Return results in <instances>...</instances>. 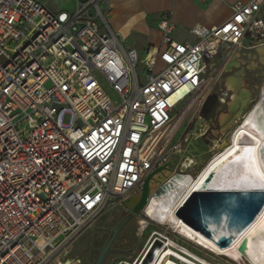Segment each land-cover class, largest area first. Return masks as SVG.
Returning a JSON list of instances; mask_svg holds the SVG:
<instances>
[{
    "label": "built area",
    "instance_id": "2783aa9c",
    "mask_svg": "<svg viewBox=\"0 0 264 264\" xmlns=\"http://www.w3.org/2000/svg\"><path fill=\"white\" fill-rule=\"evenodd\" d=\"M229 10L219 25L193 26L195 41L174 40L160 13V45L140 60L110 28V0H73L70 11L0 0V264L62 262L171 163L181 143L167 127L178 107L202 118L210 61L264 42V0Z\"/></svg>",
    "mask_w": 264,
    "mask_h": 264
},
{
    "label": "rangeland",
    "instance_id": "374dc122",
    "mask_svg": "<svg viewBox=\"0 0 264 264\" xmlns=\"http://www.w3.org/2000/svg\"><path fill=\"white\" fill-rule=\"evenodd\" d=\"M112 1V0H111ZM159 0H142V7L140 10L129 6L123 5L121 7V15L119 16L121 22L129 20L128 26L131 31L125 40H122L125 48L133 46L138 52L139 59H143L146 50L143 46L147 43L144 41L142 33L136 30L135 26L138 25L137 19L141 12L144 17L153 10L158 4ZM47 5L52 10H66L70 11L73 7V0H47ZM225 4L218 7L217 12L222 14L225 10ZM108 17V16H107ZM99 25L101 21L99 20ZM151 24V23H148ZM112 25V22H111ZM152 27L154 24L152 23ZM138 28V27H137ZM172 34L181 39L183 35H190L189 30L181 27H174ZM263 46L251 49H241L240 52L231 56L229 60L222 57H215L210 61V68L208 72L213 76V85L211 87V94H215L216 98L223 99L220 103L213 119H205V115L199 118L198 112L194 113L193 109L180 110L178 107L172 114V121L167 127V134H173V142L179 141L181 143V150L174 155H171V163H169L170 171H181V161L186 158L194 160V164L187 170L190 173L197 172L205 161L214 153L216 147L215 143H219L223 138L228 136L229 132L238 123V120L245 114L249 108L258 100L261 88L264 86V42ZM223 63V64H221ZM142 65L139 63L138 68L141 69ZM219 67V68H218ZM108 94L114 99L112 91L104 85ZM180 115L182 116L179 119ZM240 115V116H238ZM204 117V118H203ZM238 117V118H237ZM28 127L22 123L19 129ZM205 136V137H204ZM209 139L213 145L208 146L205 140ZM164 171L160 176H156L150 183V192L160 183L163 178L167 177ZM129 213L127 208H115L114 210H107L102 216L95 221L93 227L87 229L66 249L62 257V262H71L72 264H79L78 260L87 262V259L93 262L95 254L98 253L99 248L104 245L107 238L104 235L100 239L97 235H92V230L99 227H107L112 224L109 222V217L120 218L121 216ZM133 220L129 224L126 237L117 242L120 250L110 255L105 264H128L134 262L139 258L151 238L159 237L157 234L163 232L168 237L172 238L177 244L188 248L198 256L206 259L212 264H239L237 261L230 260L226 256L214 255L207 250L201 249L195 243L187 241L177 234L166 229L164 226L149 221L144 231L140 230L139 220L143 217V213L133 214ZM155 233V235H153ZM160 238V237H159ZM94 243V247L91 245ZM239 261L249 262L241 257ZM87 264V263H86Z\"/></svg>",
    "mask_w": 264,
    "mask_h": 264
},
{
    "label": "bare ground",
    "instance_id": "6f19581e",
    "mask_svg": "<svg viewBox=\"0 0 264 264\" xmlns=\"http://www.w3.org/2000/svg\"><path fill=\"white\" fill-rule=\"evenodd\" d=\"M221 102L223 99L216 98L210 111L205 114V119L214 118ZM247 137H251L252 141ZM214 146V153L197 172L187 171L194 164L190 158L181 161V171H165L167 177L150 192L142 210L145 217L139 220V228L144 231L149 221H152L214 255L226 256L239 264H247L239 261L241 257L249 264H264V209L249 229L241 236H235L230 245L227 241V245L223 246L219 245V241L223 237L236 235L240 227V223L229 215L218 212L207 217L203 225L209 232L208 236L183 224L175 215L176 209L186 197L203 187L242 190L264 188V151L262 154L258 152L264 146V86L258 100L241 116L228 136ZM245 149H251V160L247 159ZM242 156L245 157L244 163L238 162ZM237 165H242L243 170L239 173L231 171ZM139 196L135 194L126 197L128 206L132 207ZM157 235L160 238H150L139 258L128 264H212L177 244L167 234L159 232ZM55 264L72 263L58 261Z\"/></svg>",
    "mask_w": 264,
    "mask_h": 264
},
{
    "label": "water",
    "instance_id": "95a60500",
    "mask_svg": "<svg viewBox=\"0 0 264 264\" xmlns=\"http://www.w3.org/2000/svg\"><path fill=\"white\" fill-rule=\"evenodd\" d=\"M216 95H209L205 102L203 103L202 109L200 111L201 115L207 114L212 105L215 103ZM249 141H252L251 137H247ZM208 146H211L210 141L205 140ZM240 147V146H239ZM264 151V146L258 149V152L262 154ZM170 170L169 164H163L156 169H154L147 177L144 179L139 199L132 206H128V199L124 200V207L129 210V213L119 220L115 225H111L107 230H110V235L105 241L104 245L100 249L99 255L95 264H104L107 255L113 249L111 248V243L114 239L116 233L120 228L133 216V214L142 213L144 206L148 201L150 195V183L155 179L156 176L162 174L164 171ZM243 170L242 165H237L235 171L239 173ZM264 209V188L262 189H211L209 187H203L198 190L192 191L183 203L176 209V217L188 227L200 231L202 234L208 236L209 232L203 225L207 217L214 215L218 212L229 215L230 218L240 223L239 230L237 234L229 235L228 237H223L219 241V245H230L234 240L235 236H241L250 226L254 223L256 218ZM159 244V241H156Z\"/></svg>",
    "mask_w": 264,
    "mask_h": 264
},
{
    "label": "crops",
    "instance_id": "0c3cea01",
    "mask_svg": "<svg viewBox=\"0 0 264 264\" xmlns=\"http://www.w3.org/2000/svg\"><path fill=\"white\" fill-rule=\"evenodd\" d=\"M142 0H110V11L108 13L107 21L110 28L120 37L121 41L125 40L131 29L128 26L129 20L126 22L120 21L121 7L123 5L132 6L138 10L141 9ZM234 0H159L158 4L145 17L141 12L136 30L142 33L147 45L143 49L154 50L160 44V31L158 29V19L160 13L164 11L170 12V18L173 28L178 26L191 33L190 35H183L181 39L176 38L173 34L172 38L176 41H195V36L191 32L193 26H200L210 28L222 23L230 15L229 4ZM248 1V0H242ZM225 10L222 14L217 12L219 5L225 4ZM112 22V25H111ZM151 23V24H148ZM152 23L154 27H152ZM138 27V28H137ZM263 46V45H261ZM136 49L133 46H130ZM260 47V46H259ZM257 48V47H256Z\"/></svg>",
    "mask_w": 264,
    "mask_h": 264
},
{
    "label": "flooded vegetation",
    "instance_id": "af4514ba",
    "mask_svg": "<svg viewBox=\"0 0 264 264\" xmlns=\"http://www.w3.org/2000/svg\"><path fill=\"white\" fill-rule=\"evenodd\" d=\"M128 214V213H127ZM126 214V215H127ZM126 215H124V216H121L120 218H113L112 220H111V223L112 224H110V225H108L107 227H99V228H97V229H93L92 230V235H97L98 237L97 238H101V237H103L104 235H106L105 237L106 238H108L109 237V235H110V230H107L106 228H108L109 226H111V225H115L119 220H121L122 218H124ZM133 220V217H131L121 228H120V230L116 233V235L114 236V239H113V241H112V243H111V248L113 249L112 251H110L109 252V254L107 255V258L110 256V255H112V254H114L117 250H120V248L117 246V242L121 239V237L122 238H125L126 237V234H127V231H128V229H129V224H130V222ZM104 244V243H103ZM95 245H94V243L91 245V247H94ZM100 249H101V247L99 248V250H98V253L97 254H95V255H93V256H95L93 259V262L92 261H90V259H87V264H95V262H96V260H97V257H98V255H99V252H100ZM107 258H106V260H107ZM105 260V261H106ZM78 263L79 264H84V262H82L81 260H78ZM85 263V264H86ZM105 264V263H104Z\"/></svg>",
    "mask_w": 264,
    "mask_h": 264
},
{
    "label": "snow or ice",
    "instance_id": "6c2138e0",
    "mask_svg": "<svg viewBox=\"0 0 264 264\" xmlns=\"http://www.w3.org/2000/svg\"><path fill=\"white\" fill-rule=\"evenodd\" d=\"M245 153L247 154V159L251 160V149H245ZM245 157H240L239 161L240 163H244Z\"/></svg>",
    "mask_w": 264,
    "mask_h": 264
}]
</instances>
